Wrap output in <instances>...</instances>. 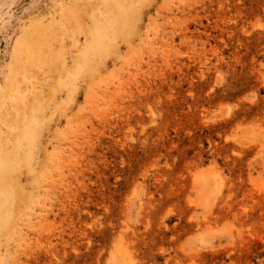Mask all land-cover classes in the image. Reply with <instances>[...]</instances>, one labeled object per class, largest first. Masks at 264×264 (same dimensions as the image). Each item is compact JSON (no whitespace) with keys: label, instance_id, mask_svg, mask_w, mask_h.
Segmentation results:
<instances>
[{"label":"rangeland","instance_id":"1","mask_svg":"<svg viewBox=\"0 0 264 264\" xmlns=\"http://www.w3.org/2000/svg\"><path fill=\"white\" fill-rule=\"evenodd\" d=\"M0 264H264V0H0Z\"/></svg>","mask_w":264,"mask_h":264}]
</instances>
